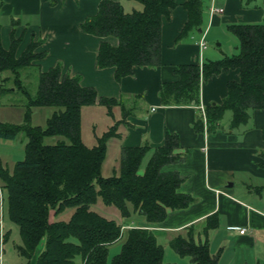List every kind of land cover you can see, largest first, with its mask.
Here are the masks:
<instances>
[{
	"label": "trees",
	"instance_id": "trees-1",
	"mask_svg": "<svg viewBox=\"0 0 264 264\" xmlns=\"http://www.w3.org/2000/svg\"><path fill=\"white\" fill-rule=\"evenodd\" d=\"M137 1L141 8L128 11L120 1L99 0L97 11L80 24L84 32L116 37L114 45L100 41L95 60L97 68L113 67L116 80L130 74L135 65L160 63L161 18L167 17L176 4V0ZM182 5L187 20L176 40L199 28L204 13L203 0H184ZM226 28L238 40L237 52L203 61L201 67L198 63L179 64L175 69L178 78L162 82L159 90L164 105L198 104L200 76L207 78L221 70L238 69V79L227 82L221 102L204 107L206 124L211 128L217 127L227 109L231 111L233 128L248 122L250 109L264 108V19L228 23ZM20 40L12 27L9 47L5 49L0 43V72L10 71L13 83L27 99L21 123L0 122V138L13 139L23 133L27 139L23 158L16 160L12 169L0 160V212L3 218L5 206L7 218L18 227L21 244L16 245V250L25 258L24 264L30 262L41 243L34 264H108V247L119 240L120 250L109 264H177L163 261L164 247L152 228H123L121 222L91 207L100 197L105 204L117 207L121 217L136 211L147 222L157 223L165 218L168 209L184 208L191 203L192 196L178 190L182 176L163 168L183 159L176 152V133L166 131L164 141L154 147L142 171L139 169L148 144L121 146L117 170L103 175L101 167L108 140L118 135L119 120L95 135L94 143L88 145L81 136V111L99 104L112 116L119 101L97 96L93 87L80 84L78 75L62 74L59 64L44 71L34 67L32 61L42 55L35 52L38 42L31 39L16 55ZM21 70L28 71L26 76L37 73L33 94L21 79ZM33 106L54 108L44 127L31 125ZM121 107L124 117L128 110ZM198 124L202 125L200 115L194 126ZM261 131L264 138V127ZM46 136L60 138L45 143ZM66 208L72 209L67 219H50V213L55 215ZM216 224V216H209L205 232ZM168 244L178 255L189 256L190 264H217L206 237L196 241L191 233L176 234ZM258 264H264V260Z\"/></svg>",
	"mask_w": 264,
	"mask_h": 264
},
{
	"label": "crops",
	"instance_id": "crops-1",
	"mask_svg": "<svg viewBox=\"0 0 264 264\" xmlns=\"http://www.w3.org/2000/svg\"><path fill=\"white\" fill-rule=\"evenodd\" d=\"M115 1H120L124 9L125 5L131 10L141 8L139 2L136 5L130 0ZM183 1L176 0L169 15L161 18L160 63L135 65L132 72L120 80L114 78L113 67L97 68L95 65L100 41L114 45L116 37H100L80 28L81 22L97 11L99 0H0V43L5 49L9 47L10 30L14 27V36L21 37L16 55L33 39L38 42L35 52L42 54L32 61L34 66L44 71L59 64L62 74L78 75L80 84L93 87L97 96L119 101V105L113 107L112 116L102 105L88 106L97 111L98 117L109 116L108 120L100 121L102 131L119 120L114 152L117 156L121 146L140 144H148L145 154L151 155L154 147L164 141L166 131L176 133V152L182 154L183 159L163 168L182 176L178 190L191 195L192 202L184 208L168 209L165 218L157 223L147 222L142 214L132 211L130 220L120 221L123 228H152L165 245L163 259L170 247L168 240L176 234L191 233L196 241L206 237L210 253L212 241L216 242L217 238L221 239L220 243L232 240L235 249L240 247L243 252L234 254L235 264L246 259L245 251L251 254L250 264L254 261L258 264L264 260V138L261 131L264 108L250 109L248 122L233 128L230 127L229 109L223 112L217 127H208L203 120L200 106L204 108L221 102L226 95L227 82L238 79L236 68L221 70L207 78L200 76L198 104L164 105L159 90L162 82L178 78L175 69L179 64L198 63L201 67L203 61L231 54L218 52V42L216 46L208 45L209 41L218 40L217 37L212 39L215 29L228 23L262 21L264 0L260 4L257 0H213L223 7L222 13L214 14L208 10L212 0H207L200 27L176 40L187 20ZM234 48L236 50V45ZM121 106L128 110L124 117ZM199 115L202 125L195 127ZM14 139L0 138V160L8 169L18 160L14 157L15 148L9 147ZM5 148H10L12 155L4 154ZM140 169L142 171L143 166ZM211 215L216 216L217 224L206 233L204 227ZM233 226L245 228V231L240 233ZM169 251L167 254L172 260H177V253ZM34 261L32 258L30 264Z\"/></svg>",
	"mask_w": 264,
	"mask_h": 264
},
{
	"label": "rangeland",
	"instance_id": "rangeland-1",
	"mask_svg": "<svg viewBox=\"0 0 264 264\" xmlns=\"http://www.w3.org/2000/svg\"><path fill=\"white\" fill-rule=\"evenodd\" d=\"M207 0H203V5L205 9V5ZM249 1V0H247ZM262 0H257V2L260 4ZM132 4L139 5L137 3L138 1L136 0H130ZM251 2V1H250ZM219 6V5H217ZM126 10H131L132 8H127L128 6L125 5ZM222 8L221 12L217 13H222L223 12V7L219 6ZM214 14V13H213ZM204 25V24H203ZM216 33L212 34V39L214 37H217L218 40L215 41H209L208 45L210 44L211 46H216L215 43L218 42L220 45H217L218 52L224 51L225 53H231L232 52H237V44L238 40L236 36L230 32L226 26L223 24L222 26H219V28L215 29ZM111 37H115L113 35H109ZM211 42V43H210ZM235 45H236V50H235ZM35 67V66H34ZM28 71H23L21 70V79L23 82L26 84L27 89L33 94L36 88L37 84V73L34 71L31 75L26 76V73ZM5 77H8V79H3ZM0 79H3L0 81V86L3 88V90H0V120L8 123H21L23 121V113L26 109V96L25 94L19 89L18 87L15 86L13 83V76L10 71H2L0 72ZM8 88V89H7ZM103 109L102 107H99ZM54 110L53 107L50 106H33L31 107L30 111V123L31 125H39L41 127H44L46 124V118L49 116V114ZM229 112V110H228ZM104 117L99 116L96 110H93L91 107H84L81 111V136L83 141L90 145L91 143H94L95 141V135H100L101 133V120L109 119L108 115H103ZM108 128V127H106ZM103 128V129H106ZM60 137L58 136H46L43 139V142L45 143H53ZM26 137L23 133L18 134L17 137L13 141L10 142L9 147H14V157L15 159H22L23 158V145L26 141ZM116 136L112 137L110 140H108V145H107V152L105 159L102 163L101 167V173L103 175L110 174L113 169L118 168V158L117 154H115V149L117 147V143L115 142ZM14 146H13V145ZM10 150V148H9ZM7 148L4 149L5 153L4 154H9V151ZM12 155V153H10ZM150 154H145L141 166H144L148 157ZM9 160V158H8ZM10 163V162H9ZM141 170V169H139ZM4 205H5V193H4ZM92 209L96 210L98 213H101L102 215L113 218L117 221H122V222H127L130 220V215L127 217H121L120 211L117 207L114 205H109L105 204L100 197L97 198L96 202L91 206ZM72 209L71 208H66L63 212L58 213V214H53L50 213V219H67L71 213ZM129 217V218H128ZM1 218V216H0ZM127 218V219H126ZM3 221V228H4V235H3V249H2V258H1V264H24L25 263V258L19 255V253L16 250V245L21 244V238L18 232V227L15 223L11 222L5 213V206H4V213H3V218H1ZM8 231V232H7ZM220 238L216 239V242L212 241V246H211V251L214 256L217 258V264H235L233 261V256L236 254H242L240 247L236 248L232 244V240H223L220 243ZM120 243L121 240L116 241L113 244H110L108 247V255H107V263H110L111 257L117 253L120 250ZM214 243V244H213ZM217 244V245H215ZM42 247V243L38 245V248L32 255L30 262L32 261V258H35L37 253ZM163 247L165 245L163 244ZM169 248V249H167ZM166 249V254L165 258L163 261L166 262H176L177 264H190L189 256H181L177 255L174 253L175 251L171 247H167ZM168 251L171 254H176L175 257L177 260H172L171 255L169 256L167 253ZM244 256L246 259H242V261L239 264H250L251 260V254L248 252H244ZM79 261V258H76ZM30 262L28 264H30ZM34 264V263H33ZM252 264V262H251ZM255 264V261L253 262Z\"/></svg>",
	"mask_w": 264,
	"mask_h": 264
},
{
	"label": "built area",
	"instance_id": "built-area-1",
	"mask_svg": "<svg viewBox=\"0 0 264 264\" xmlns=\"http://www.w3.org/2000/svg\"><path fill=\"white\" fill-rule=\"evenodd\" d=\"M208 10H209V13L210 14H213V13H217V12H221L222 11V8L217 6L213 0L212 2L210 3L209 7H208ZM200 45L201 47L205 46L204 45V42L201 40L200 41ZM201 110H202V116H203V120L206 121V118H205V112H204V108L201 107ZM0 216L2 218V215H1V212H0ZM0 218V264H1V258H2V249H3V235H4V228H3V221L2 219ZM233 228L237 229L240 233H243L245 231V228H242V227H239V226H233Z\"/></svg>",
	"mask_w": 264,
	"mask_h": 264
}]
</instances>
